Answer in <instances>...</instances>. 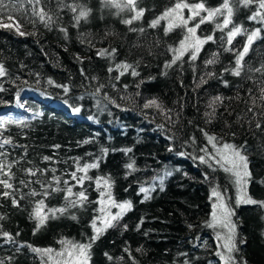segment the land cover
I'll return each mask as SVG.
<instances>
[{"label":"trees","instance_id":"1","mask_svg":"<svg viewBox=\"0 0 264 264\" xmlns=\"http://www.w3.org/2000/svg\"><path fill=\"white\" fill-rule=\"evenodd\" d=\"M178 2L136 0L133 11L106 7L104 0H62L89 10L87 19L76 23L78 12L60 7L58 0H3L14 19L0 20L13 25L0 28V65L6 70L0 76V143L11 140L0 148V162L11 165L13 188L0 186V192H12L0 195V264H48L65 247L62 241L88 243L93 220L105 215L101 209L108 215L119 211L108 192L112 201L130 202L131 208L92 243L89 264H225L220 254L228 253L221 252L218 228L209 227L213 190L232 213L233 264H264V204H238L234 175L217 163L223 144L238 148L251 174L245 195L264 202V70L257 71L264 69V23L249 19L258 0L247 7L229 0L233 13L224 30L216 25L223 24L227 10L200 24L207 17L201 11L187 26L167 33L179 16L149 26ZM183 2L204 3L209 10L223 4ZM41 9L52 16L48 27L33 15ZM139 10V20L123 23ZM191 15L183 9L184 19ZM197 24L196 38L213 39L200 47L195 61L190 48L166 67L174 56L170 49H179L190 36L187 29ZM235 27L246 32L229 44L228 32ZM257 28L261 32L235 76L237 55ZM101 49L116 51L101 56ZM210 59L215 63L206 64ZM123 64L132 68H117ZM215 97L222 102L210 107ZM153 99L161 107L145 108ZM205 133L216 138L215 148ZM88 164L97 167L78 171ZM74 172L85 177L82 183L72 178ZM141 188L149 189L147 199ZM81 192L87 200L70 206ZM59 208L66 211H49ZM37 212L48 216L39 229ZM97 226L102 227L99 221ZM49 248L51 254L33 251Z\"/></svg>","mask_w":264,"mask_h":264},{"label":"snow or ice","instance_id":"2","mask_svg":"<svg viewBox=\"0 0 264 264\" xmlns=\"http://www.w3.org/2000/svg\"><path fill=\"white\" fill-rule=\"evenodd\" d=\"M29 3L31 4H39L40 0H28ZM254 0H241V3L247 7L249 4L253 3ZM58 3L60 4V7H70V10L73 13H77L73 18L76 21V23H79L81 19H87L89 10L83 8L81 5L73 4V5H64L62 3V0H58ZM104 4L106 7H114L119 10H123L124 8H128L130 10L135 11V5H136V0H126V3H121L120 0H104ZM189 9L192 13L191 16H189L187 19H184L182 16V11L183 9ZM79 9V11H78ZM224 10H227V16L224 18L223 24H217L216 27L220 30H224L225 28L228 27V25L231 23V17L233 13V9L229 5V0H223V4L213 10H209L205 8L204 3H198L195 5H189L187 3H184L183 0L181 2H178L175 4L173 8L168 9L161 17H159L156 20H153L151 24L149 25L150 27H156L157 24H159L160 20H166L172 17L173 15L179 16L180 20L178 24L174 23H169L168 28L165 29V33L169 32L172 30L173 27L177 26H187L189 20H193L195 17L200 16L201 11L207 12V17H201L200 19V24L204 23L205 20H213L214 17L222 15L224 13ZM33 15H36L39 17V20L45 24V27H48L53 21H52V16L48 15L46 12H44L42 9L39 12H33ZM143 15V10H139L135 12V15L131 17V19L124 20L123 23L125 24H132L134 20H139ZM7 18L8 20L14 19L13 12L9 11L8 5H5L3 3V0H0V20ZM250 20H257L259 19L262 23H264V0H258V9L257 11L249 17ZM200 24H197L195 27H189L187 29L188 33L190 36H186L183 41H181V47L179 49H170V51L174 52L173 59L170 64H167L166 67H171L172 64H175L177 60H179L185 52H188L189 49H194L190 53V59L195 61L197 59V55L200 51V47L205 44L207 41H210L213 39L212 36H208L206 40H201L198 37L196 38V43L191 44V43H186L191 37L195 36L196 33V28L200 26ZM0 28L3 29H12L13 25L9 23H0ZM62 32L66 33V29L61 28L60 29ZM132 31H135V29H131ZM140 31H143V29H140ZM17 32L19 35L23 36L25 33L19 32L18 27H17ZM243 32H246V30L241 29L240 27H235L234 30H231L228 32L227 35V41L229 44L232 43V40L238 35ZM261 32L260 28H257L256 30L252 31L250 35L247 37V43L244 45L243 51L239 52L237 55L236 61H235V68L232 70L233 75L239 76L241 74V69H242V61L244 60L245 55L249 51V46L252 45L253 41L258 38L259 34ZM116 50L112 49L111 51L107 49H101L97 54L104 56V55H112ZM178 53V54H176ZM215 56V54H213ZM215 63V59H210L206 61V64H213ZM123 68L125 71L128 69L132 68L131 65L128 64H123V65H117V68ZM112 69H109L111 71ZM264 69H257V71H261ZM6 74V70L3 67V65H0V76H4ZM123 74V73H121ZM132 75H138V73L133 69L132 70ZM211 75V73L209 74ZM203 82V81H202ZM68 89L65 88V91ZM262 93H264V90H262ZM262 98H264V94H262ZM217 102H222L221 97H215L213 98V102L210 105V107H214V105ZM22 107V105H21ZM145 108L149 107H156L160 108L161 106L157 103L155 99L148 101L145 105ZM73 111L78 112L79 108L73 109ZM251 111V109H249ZM206 115H208L206 113ZM4 124L0 123V128H3ZM257 128H260L261 125L259 123L256 124ZM207 136V140L209 143L213 145V147H216L215 141L216 138L208 135L205 133ZM11 140L10 139H4L2 143H0V148H2L4 145L10 144ZM127 151H130L127 150ZM219 154V159L217 160V163H220L222 167L225 168L226 172L232 173L235 177V183L241 188V196L237 200V203H261L264 204V202H257L255 200H252L248 198L246 195L243 194V188L244 186L248 183V177H250V172L248 171V161L247 157L241 154V151L236 148L232 144L225 143L222 145V149L218 150ZM0 155H3V153H0ZM45 160L50 159L49 157H45ZM201 161L204 160V157H200ZM223 162V163H221ZM227 165V166H225ZM97 167L96 164H88L84 165L82 168H79L78 171L80 172H87L89 168H94ZM126 167L132 168V164H128ZM7 169V171H5ZM29 175H35L34 172H32L31 169L25 170ZM11 172V165L7 164L6 162H0V176L7 177L8 179H0V186L3 187V189H12L13 185L9 183V179L12 176ZM72 178L77 180L78 183H82L83 179L85 177H77V174L74 172L72 173ZM162 179V178H161ZM21 183H24V181H21ZM104 184L110 188V185L108 184V181L105 180ZM59 189H54V191H58ZM140 191L142 193H145V198H148V192L149 189L141 188ZM68 197L72 196V189L68 188ZM32 195H36L35 192L31 193ZM0 195H3L5 197L12 196V192L10 191H2L0 192ZM44 195H48L47 192L44 193ZM102 196L105 195L104 192L101 193ZM213 196L217 197L220 199V194L213 190L212 193ZM66 197V199H68ZM108 200L111 202V205L113 207H116L119 209L118 212H116L114 215H108L106 214V209H101L102 214H105V218L101 219V217H96L93 222H92V227L94 230V235L90 238V241L88 243H77V242H67V241H62L61 243L65 245L63 250L60 253H57L58 256L62 257L64 259V264H89V259H90V249L92 247V243L99 238V236L103 233L104 230H106L109 227H112L114 225L115 221H118L120 217L131 208V203L130 202H124V203H116L115 201H112L111 199V193H107ZM87 200V197L83 192L79 193L78 200H69V205L70 206H75L77 203L83 204V202ZM13 204H16L17 201L13 199ZM103 203V201H101ZM213 214H212V219L213 223L209 224V227H215L217 224H221L223 226H226L229 228V235L227 237V243L224 244V247L227 250V255L221 253L220 254V259L221 261H224L225 264H233V257L231 255L232 252H234L235 249V244L232 242L233 237H234V231H235V225L229 223V218L232 215L230 209L223 203L222 199L219 204H213ZM217 209H219V214L217 213ZM50 212H52L53 215L56 213H61L63 214L66 209L65 208H59V209H50ZM36 218L38 219L37 223V229H39L48 219L47 214L45 213L44 215H41L40 212H37ZM75 219V217H73ZM97 221L100 222L102 227L97 226ZM3 236L9 237V234L7 232L2 233ZM33 251L37 252H43L45 254H51L53 252V249H33Z\"/></svg>","mask_w":264,"mask_h":264},{"label":"rangeland","instance_id":"3","mask_svg":"<svg viewBox=\"0 0 264 264\" xmlns=\"http://www.w3.org/2000/svg\"><path fill=\"white\" fill-rule=\"evenodd\" d=\"M186 43H191V44H195L196 43V36H194V37H191ZM19 106H21L20 105V103H19ZM3 118H0V123H2L3 122ZM242 154V153H241ZM244 155V154H243ZM245 156V155H244ZM234 180H235V177H234ZM235 187H236V194H237V200L240 198V196H241V188L235 183ZM246 187H247V184L244 186V188H243V194L245 195V191H246ZM216 198V200H215V203L214 204H219L220 202H221V197H220V199H218L217 197H215ZM222 201H223V203H224V200L222 199ZM225 204V203H224ZM104 209H106L107 210V208H105L104 207ZM213 211H214V209H213V206H212V212H211V220H212V222H213V219H212V214H213ZM217 211V213L219 214V209H217L216 210ZM104 217H105V215H103L102 216V219H104ZM229 223L230 224H233V222L231 221V216H230V218H229ZM217 226V228H218V235L220 236V240H222V243H223V247H222V249H221V252H222V250L223 251H226V253H227V250H226V248L224 247V244H226L228 241H227V237H228V235H229V228L228 227H226V226H223V225H221V224H217L216 225ZM60 253V252H59ZM223 254H225V253H223ZM48 264H64V259L62 258V257H60V256H58L57 254L56 255H54V256H51V258H49V261H48Z\"/></svg>","mask_w":264,"mask_h":264}]
</instances>
